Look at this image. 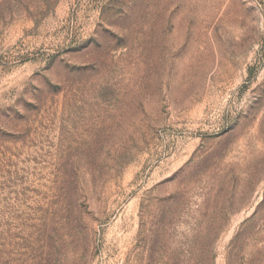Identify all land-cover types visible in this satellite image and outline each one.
Masks as SVG:
<instances>
[{
  "label": "rangeland",
  "instance_id": "374dc122",
  "mask_svg": "<svg viewBox=\"0 0 264 264\" xmlns=\"http://www.w3.org/2000/svg\"><path fill=\"white\" fill-rule=\"evenodd\" d=\"M204 216L264 264V0H0V264H211Z\"/></svg>",
  "mask_w": 264,
  "mask_h": 264
},
{
  "label": "trees",
  "instance_id": "16d2710c",
  "mask_svg": "<svg viewBox=\"0 0 264 264\" xmlns=\"http://www.w3.org/2000/svg\"><path fill=\"white\" fill-rule=\"evenodd\" d=\"M172 196H170L169 199H171ZM263 203V201H262ZM261 203V204H262ZM259 205V207L261 206ZM258 207V209H259ZM258 209L250 216L248 219H246L242 225L240 226L239 230L237 231L236 235L232 239L231 243L232 246H236L238 242L243 240L245 235L248 233V230L252 227V223L257 221V214ZM163 213L165 214L166 211L164 210ZM256 220V221H255ZM229 222V218L225 216H204L197 223H201L202 226L204 225V229H200L197 232V237H208L207 239H211L213 241V247L212 244L208 245L209 247L213 249H207V256L205 257L207 261H211V264H214V261L216 259V251H215V244L217 243L219 237L223 233L224 229L227 227ZM213 238V239H212Z\"/></svg>",
  "mask_w": 264,
  "mask_h": 264
}]
</instances>
